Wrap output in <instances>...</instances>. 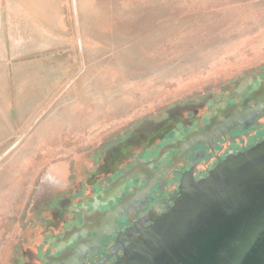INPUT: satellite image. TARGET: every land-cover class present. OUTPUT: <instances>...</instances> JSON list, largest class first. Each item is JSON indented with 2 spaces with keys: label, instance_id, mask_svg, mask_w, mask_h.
<instances>
[{
  "label": "rangeland",
  "instance_id": "1",
  "mask_svg": "<svg viewBox=\"0 0 264 264\" xmlns=\"http://www.w3.org/2000/svg\"><path fill=\"white\" fill-rule=\"evenodd\" d=\"M258 80L264 0H0V264H45L134 156Z\"/></svg>",
  "mask_w": 264,
  "mask_h": 264
},
{
  "label": "water",
  "instance_id": "2",
  "mask_svg": "<svg viewBox=\"0 0 264 264\" xmlns=\"http://www.w3.org/2000/svg\"><path fill=\"white\" fill-rule=\"evenodd\" d=\"M263 88L264 80H258V88L252 90L251 96L245 97L242 103L235 101L225 109L217 108L218 114L211 122H226L210 136L204 134L210 125H205L201 131H194L202 134L195 141L210 140L208 143L211 144L214 138L234 129L238 124L244 128L258 124V119L264 117V102L250 117L228 120L227 113L228 110L232 112L244 109L247 105L251 106L263 92ZM219 117H223V120H219ZM250 131L247 141L252 143L259 139L261 134L264 135V122ZM241 144L240 141L232 145L220 140L218 146L223 147L216 153L226 152ZM198 160V173L212 162L208 154ZM175 164L174 167H177L179 162ZM189 167L190 163H185L181 171H187ZM156 169L157 166L152 170ZM170 170L171 168L163 170L162 175L169 176ZM122 177V183H125L126 178L123 175L118 179ZM147 177L148 180L151 179V176ZM176 181L177 179L170 185L175 186ZM144 191L137 190L136 194L129 195V203H133L137 197H142ZM166 195L167 192L164 196ZM99 205H105V202L96 200L92 211L86 212L85 206L81 208L83 213L85 211V218L79 227L74 228L73 240L76 245L68 250H59L63 247V242H66L64 235L56 242L59 255H47V264H57L69 256L73 258L68 264L82 263L83 258H86L92 249L99 248L101 238L114 230L121 209L128 210L126 205L120 208L116 205L113 209L102 211ZM150 205L151 202L142 214L150 209ZM105 212L112 214L98 230L92 227L84 228L87 215L103 216ZM122 228L123 226L117 227V231ZM88 231L96 235L88 237ZM131 232L132 238L128 239L127 245L122 246V256L113 264H264V138L249 148L219 159L206 177L196 180L191 171L184 174L179 190L173 198V204L167 211L155 214L150 224L133 228ZM76 234H80L82 238H77ZM113 238L110 236L106 239L107 247ZM83 244L85 245L82 247ZM105 252L106 250H102L98 255Z\"/></svg>",
  "mask_w": 264,
  "mask_h": 264
},
{
  "label": "flooded vegetation",
  "instance_id": "3",
  "mask_svg": "<svg viewBox=\"0 0 264 264\" xmlns=\"http://www.w3.org/2000/svg\"><path fill=\"white\" fill-rule=\"evenodd\" d=\"M251 91L252 90H248L246 96H243L239 98V100L235 101H237L238 103H242L245 97L251 96ZM226 107L228 106H225L223 109H225ZM217 114L218 111L216 109V114L213 117H209L208 122L206 124H202L200 130H192L186 136L169 142L164 147H161L157 157L150 158L148 161H143L134 156L132 166L130 168H125V171L122 174L126 178L125 183H122L123 177L120 179H118L117 177L111 180L110 183H107L106 187L101 189V191L99 192V199H95L90 204V209L86 207V212L92 211V206L96 200L105 202V205H108L110 203L111 206H108L107 209H113L116 205H119V208L120 206L123 207V205H126L128 207V210L121 209V215L116 220V226L114 230L110 234L103 236L100 240L99 248L92 249L90 254H87L86 258H83L82 263L80 264H113L118 257L122 256V246L127 245L128 239L132 238L133 232H131V229H137V227H142L150 224L151 219L155 216V214H162L166 212L169 206L173 204V198L179 190V185L182 178L184 177V174H187V172L191 171L194 179L196 180L202 177H206L208 172L217 164L219 159H224L227 154H234L238 151L249 148L264 138V135L262 136L261 134L259 139H257L256 141L252 143L247 141L250 138V129L259 126V120L261 118H264L261 117L258 119V124L251 125L247 128H244L242 125L238 124L234 129H230L229 131L224 132L218 138H214L211 144L208 143V141L210 140L204 142L195 141V137L198 136L199 133L194 131H201L204 129L205 125H211V119L215 118ZM234 118L235 117L233 116L230 118V120H233ZM219 120H223V117H219ZM216 122H214L215 125L213 126H222L221 122L217 124ZM213 126L211 127V129H213ZM211 129L208 132H211ZM167 130L168 129H165L160 132H162L161 134H164V136H168L171 134V132ZM220 140H222L223 142H228L232 145H234L236 141H240L242 144L236 148L228 149L226 150V152L223 151L222 153L217 154L216 152H219V150L223 147V145L218 146V142ZM174 149L175 154L170 158V162H165V154ZM207 154L209 156V159H212V162L210 161L211 164H207L204 169L201 170L200 173H198V159L205 157ZM176 162H179V164H177V167H174V165H176ZM185 163H190V167L187 171H181V168ZM155 166H157V169L156 171H153L152 169ZM169 168H171V174L167 177L163 176L162 171ZM147 176H151V179L148 180ZM175 179H177L176 185L171 186L170 183ZM143 189L145 190L143 196L140 198L137 197L135 201H133V203H129L127 199L128 196L136 194L137 190ZM166 192L167 195L164 196ZM150 202V209H148L145 214H142L143 210L147 208V205ZM105 205H99L102 211L104 209H102L101 207H104ZM79 212L82 220L81 223H83L85 218V211L83 213L80 209ZM88 216L90 215H87L86 218ZM135 222H137V224H135ZM119 226H123L121 231H117V227ZM72 231V233L68 232L65 234L66 242H63V247L59 250L63 248L66 250L70 249V243H72V247L76 245V242L73 240V233L75 232V230L73 229ZM119 232L121 233L119 234ZM86 235L90 237L95 236L96 234L94 232L88 231ZM76 236L79 239L82 238L80 234H76ZM110 236H113L114 238L112 239L109 247H107L108 245L106 239L110 238ZM102 246H104V248H102ZM57 250L58 247L55 250L56 253L54 252L55 255H59V252ZM102 250H106V252L103 255H98ZM91 259L92 262H90ZM45 264H47V260H45Z\"/></svg>",
  "mask_w": 264,
  "mask_h": 264
},
{
  "label": "bare ground",
  "instance_id": "4",
  "mask_svg": "<svg viewBox=\"0 0 264 264\" xmlns=\"http://www.w3.org/2000/svg\"><path fill=\"white\" fill-rule=\"evenodd\" d=\"M262 90H263V92L259 96H257V98L255 99V103H253L251 106H249V105L245 106L244 109H241L242 111L241 110H236V111H232L231 112V110H228V113H227L228 120H230V118L233 117V116L235 117L234 119H237L236 117L243 119L244 117H248V116L250 117L252 114H254L258 110L259 106L264 102V88ZM214 122H216V124L219 123L218 120H214L212 122V124L210 125V128H208L205 131L204 134L206 136H210L208 134L214 133L215 131L219 130L223 126L222 125L221 127H215V126H213V125H215ZM225 122L226 121H223V123H225ZM212 126H213V129H211ZM210 129H211V132H208ZM199 135H202V134L199 133ZM199 135L196 136L195 139L197 137H199ZM111 214H112V212H105L103 214V216L100 215V216H97V217L94 214H90V216H88L86 218L87 220H86L84 228L85 227H92V228H95V229L98 230L100 228V226L107 220V218ZM84 245L85 244H83L82 247ZM72 258H73L72 256H69L68 258L63 259V261H59L57 264H68Z\"/></svg>",
  "mask_w": 264,
  "mask_h": 264
}]
</instances>
